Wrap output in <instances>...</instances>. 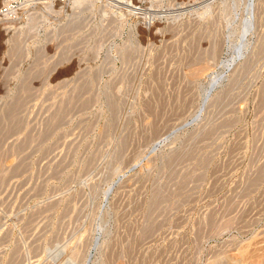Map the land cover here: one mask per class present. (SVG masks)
I'll list each match as a JSON object with an SVG mask.
<instances>
[{"label":"rangeland","instance_id":"rangeland-1","mask_svg":"<svg viewBox=\"0 0 264 264\" xmlns=\"http://www.w3.org/2000/svg\"><path fill=\"white\" fill-rule=\"evenodd\" d=\"M252 3L12 2L0 264H264V0Z\"/></svg>","mask_w":264,"mask_h":264},{"label":"bare ground","instance_id":"bare-ground-1","mask_svg":"<svg viewBox=\"0 0 264 264\" xmlns=\"http://www.w3.org/2000/svg\"><path fill=\"white\" fill-rule=\"evenodd\" d=\"M16 0H5V2H4V5H3V7L0 9V20H3V19H5V18H7V17H9L10 15H12V14H14V15H16V12H17V10L19 9V8H17L16 6H13V4H12V2H15ZM254 0H250V7L252 8V5H253V2ZM23 5V4H22ZM22 5L20 6V7H22ZM252 17V16H251ZM241 55V54H240ZM197 74V73H196ZM196 76V75H195ZM216 80V78L215 79H213L212 81V84H211V88H210V90L211 91H213L214 89H212V88H214L215 86V82L217 81H215ZM217 83V82H216ZM214 86V87H213ZM210 91V93H212ZM209 93V94H210ZM208 98V97H207Z\"/></svg>","mask_w":264,"mask_h":264},{"label":"built area","instance_id":"built-area-1","mask_svg":"<svg viewBox=\"0 0 264 264\" xmlns=\"http://www.w3.org/2000/svg\"><path fill=\"white\" fill-rule=\"evenodd\" d=\"M14 6V5H13Z\"/></svg>","mask_w":264,"mask_h":264}]
</instances>
